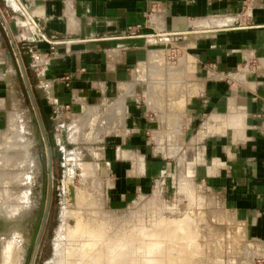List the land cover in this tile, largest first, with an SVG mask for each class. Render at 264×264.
<instances>
[{"label":"crops","instance_id":"0c3cea01","mask_svg":"<svg viewBox=\"0 0 264 264\" xmlns=\"http://www.w3.org/2000/svg\"><path fill=\"white\" fill-rule=\"evenodd\" d=\"M0 6L34 72L36 93L50 101L42 104L49 123L67 116L75 126L92 108L111 112L114 128L100 161L121 198L148 193L156 179L175 188L169 163L155 158L153 147L197 146L199 165L178 179L203 197L194 210L209 216L206 225L227 237L223 251L211 249L205 259L264 264V0H0ZM13 52L0 20V134L20 108ZM192 221L186 214L169 224L179 228L174 250L187 249L189 260L202 249Z\"/></svg>","mask_w":264,"mask_h":264},{"label":"rangeland","instance_id":"374dc122","mask_svg":"<svg viewBox=\"0 0 264 264\" xmlns=\"http://www.w3.org/2000/svg\"><path fill=\"white\" fill-rule=\"evenodd\" d=\"M13 55L18 67L16 60L17 57L14 52ZM21 56L36 97L42 119L43 121H48L44 109L42 108V104L43 102L46 103L50 101H46L44 97L45 93L42 92V90L38 89V92L36 93L34 88L36 82L34 72H32L25 63L23 54H21ZM16 75L19 79V88L21 90L20 108L10 112L13 114H9L10 125H7V128L0 134V178L4 174L6 176H9V173H11V175L18 174V176L22 178V182L18 187H12L13 185L9 186L10 184L8 183L5 187L0 184V192L3 188H5V190L9 189L12 191L17 190V188L21 191L30 188L31 193L29 195V203L35 207L33 215L31 216L32 220L34 219V213L35 215L38 213L37 207H39L41 186L43 183L42 172L47 164V152L44 143L40 144L38 141L39 137H41V132L39 129L36 130L34 128V126L39 123L38 120L34 119L35 111L34 108L32 109L28 93L22 87L20 74L17 71ZM85 114L82 115L84 116ZM87 115L88 118L81 116L75 123V126L71 123L70 119H67V116H60L57 121L49 123L50 125H48V129L45 126L52 148V174L54 175V186L52 187L53 193L49 207V218L38 251L36 264H83V262L85 264V261L91 260V258L89 259L88 257H81V254L85 256L82 251L84 237L76 240H69L65 233H63V229L66 225L71 226L75 222V214L77 211L81 212L82 216H85L86 221L91 217V215L92 217L98 215L95 216L96 219H94L95 217L93 219L91 217L92 221L96 220L97 223L94 222L95 224H101V222L105 225L107 224L110 231L117 238L122 237L125 233V238L127 235L130 236L131 234L132 240L130 239V243L124 242L125 244H123L120 240L117 244L116 242H112L115 244H111V252L109 251L105 254L107 262L103 259L99 260L98 264H102L104 261L105 264L108 262V264H116L115 262L119 264L122 259H127L128 262L126 263L129 264H141L142 262H146L151 259L152 262L150 263L152 264H165L167 262V257H163L168 254L169 248L174 247L172 243L173 240L166 239L164 241H160L158 244L159 246H157V250H153L154 252H149V247L145 249L147 241L148 239H152L149 241L151 244L155 241L153 239H155L156 236L161 234V236H163L165 235V232L166 235H170L173 230H168L169 225H162V223L170 224L172 220H177L179 222L181 217L186 214H190L192 216L193 226L191 225L190 228L195 231L198 237V246H202V249H200L201 251L194 256L195 260H197L198 263L201 262L202 264H206V262L209 264H219L221 262L220 258L210 259L209 257L208 259H205L206 257L204 255L206 252L210 255L211 249L214 255H219L220 252L223 251L225 245V242L223 241H226L227 237L224 235V232H221L222 230H220V227H216L215 225H206V223H208L207 220L209 216L206 215L202 209L194 210L196 204H198V207L203 205V197L196 195L194 190L191 189L188 184L189 180L178 179V176H185L187 172L193 171L196 169L195 167L199 165L200 159L202 158L201 148L197 146L153 147V152L156 154L155 158H158V156L159 158L164 156L166 161L169 163L168 169H171L172 174H174L173 176H175V188L168 189V184L164 185L161 180L156 179L150 184L148 193L136 194L135 196L126 195L125 198H121V195L116 193L113 183L114 179L106 178L109 173L108 163L102 164L100 161V151L103 148H106L104 137L113 132V116L105 107L103 109L98 108L94 110L92 108L87 112ZM12 119L16 122L20 131L19 137L21 139H19V141L13 140L15 137L13 135L14 132L12 133L10 131L11 123H13ZM100 120H103L105 125L103 124L104 122L100 123ZM4 138L6 142L3 140ZM17 164H19V166ZM16 167L19 168V171ZM49 174L50 170L48 178ZM179 182L186 185L180 187ZM69 186H73L74 188V198L72 202L68 199V196L73 192ZM82 192L88 196V201L85 205H83L84 203L81 204L75 198V195ZM89 202L91 203L89 204ZM67 206L68 208L66 209ZM95 209L98 213L93 216L92 210ZM30 223L31 221L26 223L25 228L27 229L28 234L32 236L30 229L32 230L34 225ZM159 223H161V225ZM156 226H160L158 227L159 229ZM154 228L155 230H153ZM175 229L176 233L174 232L173 236L178 233V235H176L177 237H175L178 238L179 228L175 227ZM154 231H157V233L159 231L160 234H155ZM210 233L213 235V242L211 243L210 238H208L209 243H207L206 236L210 237ZM139 236H141V238ZM142 238L145 240L142 242L143 246L141 245ZM135 241L137 242L135 243ZM100 246L101 243H99L98 247ZM57 248L59 250L61 248L63 249L62 258H57ZM134 248H137L136 251ZM22 249L25 254V249H28L27 245L24 244ZM145 250L149 253L146 254ZM114 251L118 253H114ZM154 253H157L158 256L155 257ZM121 254L125 256L123 257ZM131 254L134 259H131ZM158 257L161 258L158 259ZM128 258L130 259L128 260ZM195 260H189V263L192 264V262H195V264H198ZM121 263L124 264L125 262Z\"/></svg>","mask_w":264,"mask_h":264},{"label":"bare ground","instance_id":"6f19581e","mask_svg":"<svg viewBox=\"0 0 264 264\" xmlns=\"http://www.w3.org/2000/svg\"><path fill=\"white\" fill-rule=\"evenodd\" d=\"M35 111V116H37V113H36V110L34 109ZM16 114V113H15ZM13 115V114H12ZM17 115V114H16ZM19 116V115H18ZM14 117V116H13ZM36 120L38 119V116L35 117ZM13 120V119H12ZM16 120V119H15ZM19 120V119H18ZM13 123H11V132L13 133L14 132V138L13 140L14 141H19V139H21L19 137L20 135V131L18 129V126L16 124V122L13 120L12 121ZM19 124V123H18ZM10 125V124H9ZM24 125V124H23ZM22 126V125H21ZM25 126V125H24ZM23 131V130H21ZM8 133V132H7ZM4 137V136H3ZM8 137V136H7ZM16 138V139H15ZM5 141V138L3 139ZM8 140V138H7ZM6 142V141H5ZM4 143V142H3ZM20 143V142H19ZM26 144V143H25ZM23 145V144H22ZM29 145V144H28ZM27 145V146H28ZM26 146V145H25ZM20 151V150H19ZM22 151V150H21ZM20 155V154H18ZM18 159V158H17ZM23 159V158H22ZM20 161H21V157H20ZM23 161V160H22ZM10 163V162H9ZM13 163V162H12ZM23 163V162H22ZM9 165V164H8ZM19 166V164H17ZM3 167V165H2ZM22 167V166H21ZM11 168V167H10ZM14 168V167H13ZM18 168V167H16ZM15 168V169H16ZM27 168V167H26ZM23 169V168H22ZM21 170V169H20ZM49 170H50V177H51V180L53 179V174H52V165L51 167L49 166ZM16 171V170H14ZM18 171H19V168H18ZM23 171V170H21ZM10 175L6 176L5 174L0 178V184L3 185L4 187L7 186L8 184H10L9 186L13 185L12 187H18L21 182H22V178H20V176H18V174H13L11 175V173H9ZM21 175V174H19ZM26 175V174H25ZM29 182V181H28ZM8 183V184H7ZM0 185V186H1ZM71 188V190L73 191L69 196H68V199L73 200L74 198V188L73 186H69ZM77 192V191H76ZM31 193V190L30 188L27 189V190H24V191H21L20 189L17 188V190H5V188H3V190L0 192V240H2V245H0V247L2 248V250H0V264H25L26 263V257H27V250L25 249V254H24V250L22 249L23 245L24 244H29V239L28 238H24V233H23V219L24 217L28 216L30 213H33V210H34V205L30 204L29 203V195ZM66 193V192H65ZM69 194V193H68ZM66 195V194H65ZM75 198L83 205H85L88 201V196L85 195L84 192L82 193H78L77 195H75ZM91 200V199H90ZM69 203V201H68ZM79 203V204H80ZM91 202H89L90 204ZM78 204V205H79ZM48 205V203L46 202V206ZM50 205V204H49ZM69 205V204H68ZM68 208V206L66 207V209ZM38 209V207H37ZM76 211V210H75ZM90 211V210H89ZM98 213V211L95 209V210H92V214L93 216ZM75 214V213H74ZM76 215V220L75 222L73 223V225L71 226H68L66 225V227L63 229V233H65L66 237H68L69 240H76V239H79L81 237H84V241H83V253L85 254V256H83L81 254V257H88L89 259L91 258L90 261H85V264H98V261L99 260H103L105 259L106 261V253H108L109 251L111 252L112 248L110 247L111 244H115V243H112V242H119L122 241L123 244H125L126 242H129L132 240V237H131V234L130 236L127 235L126 238H125V234L120 237V238H117L116 236H114V234L110 231V228L107 226V224H103L101 222V224H95L94 222H96V220H93L92 219L95 217V216H98V215H95L94 217H91L87 219L86 221V218L85 216H82V213L77 211V213L75 214ZM74 216V215H73ZM48 217V216H47ZM89 217V216H88ZM33 221L31 220V223L32 225H34V221L36 219V215L34 213V217H33ZM96 219V217L94 218ZM97 223V222H96ZM99 223V222H98ZM154 223V222H153ZM176 223V222H175ZM109 224V223H108ZM111 224V223H110ZM161 225V223H159ZM164 224V223H163ZM162 224V225H163ZM178 224V223H177ZM169 224H166V226H168ZM172 225V226H171ZM168 226V230H173L172 233L169 235L167 234L166 235V232H165V235L161 236V235H158L155 237V240L154 242H152L150 244L149 240L147 241V244L145 246V249H148L149 252H154L153 250H157V246H159L158 244L160 243V241H164L166 239H169V240H173L172 243H174L175 241V237H177L175 234V236H173L174 232L176 233V229L173 227V225L175 226L176 224H171ZM179 226V225H177ZM191 226V225H190ZM189 226V228H190ZM144 228H146L145 226H143ZM150 227V226H149ZM157 228L160 227V226H156ZM164 227V226H163ZM176 227V226H175ZM62 228V227H61ZM141 228V227H140ZM143 228V230H144ZM151 228V227H150ZM159 229V228H158ZM162 229V227H161ZM34 230V226L32 227V230L30 229V233L32 235V232ZM155 230V228L153 229ZM62 231V229H61ZM120 232V231H119ZM126 232V231H125ZM189 232V231H188ZM121 233V232H120ZM123 233V232H122ZM139 233V232H138ZM148 233V232H147ZM155 234H160V232L158 231H154ZM116 234V233H115ZM150 234V233H148ZM181 234V233H180ZM186 235H182L183 237H187V240H189V233H185ZM120 235V234H119ZM141 238V236H139ZM138 237V238H139ZM117 238V239H116ZM134 238V237H133ZM131 239V240H130ZM135 239V238H134ZM143 239V238H142ZM137 240V238H136ZM182 241V240H181ZM101 243V246L98 247L99 243ZM125 242V243H124ZM137 241H135L136 243ZM140 242V241H139ZM170 242V241H169ZM177 242V241H176ZM180 242V241H179ZM104 243V244H103ZM130 243V242H129ZM128 243V244H129ZM134 243V242H133ZM171 243V242H170ZM31 244V242H30ZM132 244V243H131ZM142 241H141V245H142ZM136 245V244H135ZM149 245V246H148ZM163 245V244H162ZM143 246V245H142ZM141 246V248H142ZM30 247V246H29ZM98 247V248H97ZM137 247V246H135ZM130 248V247H129ZM140 248V246H139ZM164 248V247H162ZM29 249V248H28ZM58 249V248H57ZM135 251L137 248H134ZM133 249V250H134ZM175 248L172 247V248H169V252L166 256H164L163 258H166L167 257V262L165 264H190L189 263V259L188 257H186L189 253H186L185 250L187 249H184L183 251L181 249V252L179 250H174ZM63 249L61 248L60 250L58 249L57 250V258H62L63 256ZM146 252L145 250V253L148 254L149 252ZM179 251V252H178ZM131 252V251H130ZM114 253H118L116 251H114ZM121 253V252H120ZM180 253V255H179ZM125 254V252H124ZM155 254V253H154ZM120 255V254H119ZM123 257L126 255H123L121 254ZM179 255V256H178ZM69 256V255H68ZM155 257L158 256L157 253L154 255ZM189 256V255H188ZM129 257V256H128ZM179 258V260L177 261V259ZM126 258V257H125ZM132 254H131V259H132ZM161 258V257H160ZM158 257V259H160ZM117 259V258H116ZM130 258H128L129 260ZM134 259V258H133ZM156 259V258H154ZM157 259V260H158ZM163 260V259H161ZM105 261L102 262V264H105ZM109 261V260H108ZM116 261V260H115ZM155 261V260H153ZM165 261V260H163ZM87 262V263H86ZM107 262V261H106ZM121 262H125L124 264H129V263H126L128 262L127 259L123 260ZM120 262V263H121ZM152 262V259L151 260H147L146 262H142L141 264H152L150 263ZM161 262V261H160ZM191 262V261H190ZM109 263V262H108ZM107 263V264H108ZM117 264V262H115ZM119 263V264H120ZM155 263V262H154ZM72 264V263H71ZM74 264V263H73ZM77 264V263H76ZM84 264V262H83ZM122 264V263H121ZM164 264V263H163Z\"/></svg>","mask_w":264,"mask_h":264},{"label":"water","instance_id":"95a60500","mask_svg":"<svg viewBox=\"0 0 264 264\" xmlns=\"http://www.w3.org/2000/svg\"><path fill=\"white\" fill-rule=\"evenodd\" d=\"M0 20L2 21L10 39H11V42L14 45L15 53H16V56H17L18 62H19V65L17 67V72L20 74L22 87L28 93V97H29L31 104H32V109L34 108L36 110L39 124L35 125L34 128L36 130L39 129L41 132V137H39L38 141L40 144L45 142L46 150H47V154H48V164L51 167V165H52L51 147H50V143L48 141L44 122H43L41 113L39 111L38 103H37L36 97L34 95V92L32 90V86L30 84V80H29L28 74L26 72L25 65L23 63L20 52L18 50V46L14 42V38L11 34V31L7 25V22L4 18V15H3L1 10H0ZM34 119L36 120L35 116H34ZM52 187H53V183H52L51 177L49 175V178L47 179L46 168H44V170H43V183L41 186V195H40V200H39V207L37 209L38 213L36 214V219L33 222L34 223V230L32 232L31 244H30V247L28 249L25 264H34V260H35V257H36L41 239H42V235L44 232L46 222H47V216H48V211H49V207H50L49 204H50L51 197H52ZM46 202L48 203L47 206H46Z\"/></svg>","mask_w":264,"mask_h":264},{"label":"flooded vegetation","instance_id":"af4514ba","mask_svg":"<svg viewBox=\"0 0 264 264\" xmlns=\"http://www.w3.org/2000/svg\"><path fill=\"white\" fill-rule=\"evenodd\" d=\"M37 117V116H36ZM38 120V119H37ZM44 122V121H43ZM47 123H48V125H50L49 124V122L47 121ZM44 126H46L45 124H44ZM47 129L49 128V127H46ZM45 128V129H46ZM47 133V132H46ZM48 137V136H47ZM48 141H49V138H48ZM44 143V145H45V142H43ZM50 143V142H49ZM50 147H51V145H50ZM45 148H46V145H45ZM46 152H47V150H46ZM51 155H52V148H51ZM52 161H53V159H52ZM53 164V163H52ZM44 168H46V173H47V179H48V173H49V169H48V154H47V164H46V166L44 167ZM44 170V169H43ZM52 171H53V169H52ZM42 175H43V172H42ZM54 176V175H53ZM52 183H53V186H54V178H53V180H52ZM53 193V192H52ZM49 212H50V208H49V211H48V217H47V221H48V218H49ZM33 215V213H30L28 216H26V217H24V219H23V222H24V224H23V233H24V238L26 239V238H28L29 239V244L27 243V244H25V245H27V248H29V246H30V242H31V238H32V236H30L29 234H28V232H27V229L25 228L26 227V223H29L30 221H31V216ZM33 220V219H32ZM46 225H47V222H46ZM46 225H45V228H44V232H45V229H46ZM44 232H43V235H44ZM43 235H42V238H43ZM41 241H42V239H41ZM40 245H41V242H40ZM40 245H39V248H40ZM39 248H38V251H39ZM38 251H37V254H36V257H35V260H34V264H36V260H37V256H38ZM27 252H28V249H27ZM27 255V254H26Z\"/></svg>","mask_w":264,"mask_h":264},{"label":"built area","instance_id":"2783aa9c","mask_svg":"<svg viewBox=\"0 0 264 264\" xmlns=\"http://www.w3.org/2000/svg\"><path fill=\"white\" fill-rule=\"evenodd\" d=\"M134 28H132V31H131V35L134 37L136 36V32L133 30ZM19 50V49H18ZM20 52V51H19ZM21 55V54H20ZM66 80H69V78H66Z\"/></svg>","mask_w":264,"mask_h":264},{"label":"trees","instance_id":"16d2710c","mask_svg":"<svg viewBox=\"0 0 264 264\" xmlns=\"http://www.w3.org/2000/svg\"><path fill=\"white\" fill-rule=\"evenodd\" d=\"M44 123H45L46 127H48V123H47V120H44Z\"/></svg>","mask_w":264,"mask_h":264}]
</instances>
